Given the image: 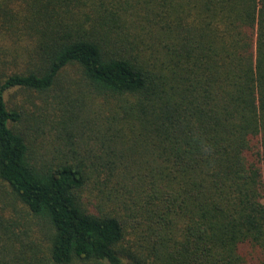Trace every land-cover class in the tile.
Returning <instances> with one entry per match:
<instances>
[{
    "label": "trees",
    "instance_id": "obj_1",
    "mask_svg": "<svg viewBox=\"0 0 264 264\" xmlns=\"http://www.w3.org/2000/svg\"><path fill=\"white\" fill-rule=\"evenodd\" d=\"M21 1L0 264H264V0ZM11 89L61 107L52 148Z\"/></svg>",
    "mask_w": 264,
    "mask_h": 264
},
{
    "label": "rangeland",
    "instance_id": "obj_2",
    "mask_svg": "<svg viewBox=\"0 0 264 264\" xmlns=\"http://www.w3.org/2000/svg\"><path fill=\"white\" fill-rule=\"evenodd\" d=\"M0 7L7 8L13 13L14 17L11 22L28 13L27 3L21 0L20 2L0 0ZM18 14L19 17L16 16ZM3 15L4 13L0 14V85L5 82L7 77L23 71L35 59L34 38L5 35L4 31L6 28L7 31L9 30V24L4 22ZM69 76L73 77L74 73L71 72ZM5 97L7 100L12 99L11 104L14 107L24 109L27 112V117H30V121H24L20 128L27 133L32 148L40 152H43L44 148H52V141L56 139V132L52 133L54 130L52 127L62 122L63 113L56 101L50 98L51 95L11 89L10 92L5 93ZM43 129L47 130L42 133ZM16 207L18 211L27 213V209L23 205L18 204Z\"/></svg>",
    "mask_w": 264,
    "mask_h": 264
}]
</instances>
